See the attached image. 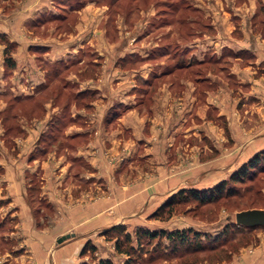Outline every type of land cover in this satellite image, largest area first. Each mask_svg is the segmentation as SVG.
Segmentation results:
<instances>
[{"label": "rangeland", "instance_id": "obj_1", "mask_svg": "<svg viewBox=\"0 0 264 264\" xmlns=\"http://www.w3.org/2000/svg\"><path fill=\"white\" fill-rule=\"evenodd\" d=\"M20 3L0 0V7L10 4L15 8ZM186 4L190 8H185ZM45 5L43 16H39L46 23L44 35L59 29L60 36H94L72 60L62 61L60 66L74 68L71 72H77L80 81L85 76L91 78L96 88L79 92L80 83L68 90L62 87L61 116H69L75 101L78 110L113 118L110 124L115 127L118 118L137 105L148 115L158 107L162 125L166 122V131L175 133L172 151L157 153L151 158L156 159L153 163L137 154L126 156L121 146L122 154L108 155L109 165L127 167L129 172L123 176L128 184L134 176L142 187L154 176H166L173 182L171 187L166 184L169 193L156 205L149 203L152 195L143 198L133 214L142 215V220L118 224L121 228L112 234H100L114 252L115 238L122 240L129 234L136 251L131 257L116 253L118 260L110 255L104 260L112 264H264V226L236 229L234 218L242 210L264 209V160L243 182L230 179L250 158L264 151V146L253 152L248 148L254 136L264 135V105L254 106L257 102L253 97L248 100L247 77L232 70L235 55L226 41L230 36L238 37L237 27L231 34L229 30L248 17V0H45ZM210 39L224 44L221 51L212 49ZM242 60L244 68L248 55L242 54ZM64 69L61 83L66 88L71 85V73ZM170 84L178 87L174 88L172 103L165 104L164 114L165 105L158 94L161 87ZM79 93L87 95L76 98ZM97 101L99 107L88 108V103ZM38 110L29 109V114ZM200 129L204 134L196 135ZM248 133L252 136L249 139ZM109 173L114 180L116 173ZM222 182L231 192L218 201L184 202L155 215L178 191L208 190ZM141 229L191 230V240L176 248L165 237L138 242L137 231ZM96 251L88 253V261L95 264Z\"/></svg>", "mask_w": 264, "mask_h": 264}, {"label": "crops", "instance_id": "obj_2", "mask_svg": "<svg viewBox=\"0 0 264 264\" xmlns=\"http://www.w3.org/2000/svg\"><path fill=\"white\" fill-rule=\"evenodd\" d=\"M8 5L0 7V264H95L88 261L90 252L81 255L88 241L97 248V264L108 255L118 260L100 234L109 227L142 220V215H133L135 209L149 195L151 204L163 200L169 193L166 184L171 187L173 179L154 176L145 179L142 187L134 176L128 184L123 176L129 172L127 167L109 165L108 155L122 154L121 146L126 156L137 154L153 163L156 159L151 158L157 153L172 151L175 133L166 131V122L162 125L158 107L148 115L136 104V109L118 118L115 127L110 124L113 118L78 110L75 101L69 116H61L59 94L63 88L68 90L78 83L79 92L96 88L91 78L85 76L80 81L77 72L72 73L74 68L68 66L63 68L70 70L71 85L65 88L60 66L62 61L72 60L94 36H60L58 28L44 35L46 23L39 16L46 10L45 0H21L15 8ZM236 27L238 37L226 40L235 55L232 70L247 77L248 100L253 97L257 102L254 106H263L264 0H248V17L229 33ZM209 45L215 52L224 46L211 39ZM242 54L248 55L244 68ZM8 55L11 65L6 62ZM177 87L160 88L162 105L172 103ZM191 102L193 105L194 100ZM93 105L99 107V101L88 103V108ZM166 105L161 107L164 114ZM19 106L22 108L17 110ZM29 109L39 110L30 115ZM249 134L248 139L252 137ZM254 137L248 145L252 152L264 146V135ZM151 168L154 172L155 166ZM112 170L114 180L110 178ZM66 235L70 236L58 242Z\"/></svg>", "mask_w": 264, "mask_h": 264}, {"label": "trees", "instance_id": "obj_3", "mask_svg": "<svg viewBox=\"0 0 264 264\" xmlns=\"http://www.w3.org/2000/svg\"><path fill=\"white\" fill-rule=\"evenodd\" d=\"M185 8H190L189 5H184ZM6 62L11 65V58L10 56H6ZM85 95L87 94H76L75 97H79L81 99L82 97H86ZM61 131L62 126L60 125L58 127ZM264 160V151L260 152L259 154L253 156L250 158L240 170H238L236 173L231 175V180L232 181H239L240 183L243 182L248 176H250V173H252L253 170L259 167V164ZM229 192L228 189L226 188L225 183H220L216 187L208 190H203V191H196V190H182L178 191L174 195L170 197V199L155 213V215L161 214L165 212V210L169 209L172 210L176 205H179L184 202H189V201H197L201 204L204 203H211L214 201L220 200L222 197L227 195ZM236 229L240 228H245V226H239L235 224ZM121 226L116 225L110 229H107L103 231L102 233H108L112 234L114 230L120 229ZM246 228H252V227H246ZM190 233L191 230H175L171 232L167 231H150L146 229H141L137 231V241L141 240H146L149 241L150 243L155 240H161L162 238H167L170 240L172 243V246L176 248L177 245H185L187 244L191 238H190ZM131 237L129 234H124L123 239L121 240L120 237L115 238V252L116 253H125L126 255L131 257V254L136 252L135 249L130 245ZM127 242V244L125 243ZM126 244V245H125ZM129 244V245H128ZM96 246L93 245L90 241L86 242V244L83 246L81 250V255H85L88 252H94L96 250ZM130 263V261H128ZM80 264H86V263H80ZM99 264H112L108 260L101 259L99 261Z\"/></svg>", "mask_w": 264, "mask_h": 264}, {"label": "water", "instance_id": "obj_4", "mask_svg": "<svg viewBox=\"0 0 264 264\" xmlns=\"http://www.w3.org/2000/svg\"><path fill=\"white\" fill-rule=\"evenodd\" d=\"M235 223L239 226L255 227L264 226V209H246L235 213ZM70 235L58 239L61 242Z\"/></svg>", "mask_w": 264, "mask_h": 264}]
</instances>
